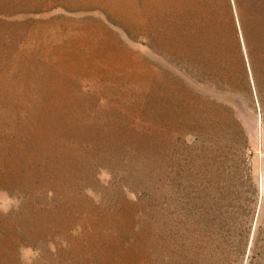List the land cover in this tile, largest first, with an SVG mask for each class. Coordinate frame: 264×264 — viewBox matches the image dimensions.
<instances>
[{
	"label": "rangeland",
	"instance_id": "374dc122",
	"mask_svg": "<svg viewBox=\"0 0 264 264\" xmlns=\"http://www.w3.org/2000/svg\"><path fill=\"white\" fill-rule=\"evenodd\" d=\"M0 264H264V0H0Z\"/></svg>",
	"mask_w": 264,
	"mask_h": 264
}]
</instances>
